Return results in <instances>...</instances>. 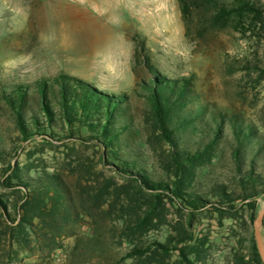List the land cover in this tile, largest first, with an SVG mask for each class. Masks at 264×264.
Here are the masks:
<instances>
[{"label":"rangeland","instance_id":"374dc122","mask_svg":"<svg viewBox=\"0 0 264 264\" xmlns=\"http://www.w3.org/2000/svg\"><path fill=\"white\" fill-rule=\"evenodd\" d=\"M250 1L264 7V0ZM190 4L191 14L183 18L179 0H0V194L6 199L15 196L2 184L8 163L28 165L31 175L57 171L69 184L79 212L75 220L63 223L53 249L42 240L40 244L33 240L17 242L6 233L0 241V264H98L115 260H120L118 264H141L133 258L122 260L128 242L119 243L120 202L110 209L113 196L106 195L101 206L104 212L91 204L96 178L111 179V185L118 187L123 183L121 176L102 165L100 148L93 144L56 137H50L49 142L40 136L21 140L4 98L15 96L18 87L26 92V103L33 108L35 83L61 73L75 75L108 93H125L145 136L146 102L138 93V83L150 78L142 63L147 56L161 74L189 77L199 99L209 107L242 118L264 135V12L262 21L248 17L241 26L228 23L219 28L206 23L203 6ZM225 127L227 130V124ZM230 141L231 136L227 143L218 145L219 158L204 181H234ZM263 204L264 192L257 197V214ZM166 207V222L151 230L148 239L164 241L176 220L185 223L188 219L186 210L177 211L171 204ZM241 215V221L222 218L210 209L192 215L188 231L194 239H207V256L197 263L230 264L231 253L239 248L240 241L251 233L255 240L253 225L243 212ZM260 236L264 247L261 226ZM92 238L104 240L106 247L104 255H93L94 263L82 255L89 250L86 246L75 253L71 249L76 240L88 242ZM176 257L172 251L167 264H173ZM157 261L148 264H159Z\"/></svg>","mask_w":264,"mask_h":264},{"label":"trees","instance_id":"16d2710c","mask_svg":"<svg viewBox=\"0 0 264 264\" xmlns=\"http://www.w3.org/2000/svg\"><path fill=\"white\" fill-rule=\"evenodd\" d=\"M193 2L203 6L207 12L203 18L214 27L228 23L241 26L248 17L263 20V5L250 0ZM193 2L179 0L183 18L191 14ZM142 63L150 75L138 83V93L146 102L145 136L125 93H108L75 75L61 73L50 80L37 81L34 108L27 105L22 87L16 89L15 96L4 98L21 140L40 136L46 141L50 137L74 138L93 144L100 148L102 165L121 176L123 183L118 187L111 185V179L96 178L98 185L90 197L92 207L100 212H104L101 206L106 195L113 196L110 209L120 202L119 243L128 242L122 260L133 258L141 264L158 260L159 264H167L170 253L176 251L173 264H200L197 262L207 256V239H194L188 231L193 214L210 209L222 218L241 221L243 212L249 225H253L257 197L264 192V135L242 118L202 102L189 77L169 78L147 56ZM229 136L234 181H204L214 160L219 158L218 145L227 143ZM5 172L2 184L15 196L6 199L0 194V241L9 233V238L17 242L33 240L40 244L42 240L48 249L55 248V235L63 230V223L75 220L79 213L69 184L57 171L43 170L31 175L28 165L8 163ZM167 204L176 205L177 211L186 210L188 219L185 223L176 220L164 241L148 239L151 230L166 222ZM261 227L264 230V216ZM82 246L89 249L82 255H87L92 263L96 261L93 255H104L106 248L101 239L76 240L72 253ZM230 264H262L252 233L232 251Z\"/></svg>","mask_w":264,"mask_h":264},{"label":"water","instance_id":"95a60500","mask_svg":"<svg viewBox=\"0 0 264 264\" xmlns=\"http://www.w3.org/2000/svg\"><path fill=\"white\" fill-rule=\"evenodd\" d=\"M263 216H264V204H263L262 208L259 210L256 218L253 221L256 246H257L260 258L262 260V263L264 264V247H263L261 236H260V226L262 224Z\"/></svg>","mask_w":264,"mask_h":264}]
</instances>
